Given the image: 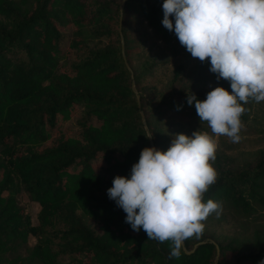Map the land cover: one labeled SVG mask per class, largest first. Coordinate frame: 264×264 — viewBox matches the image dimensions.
Here are the masks:
<instances>
[{"label": "trees", "instance_id": "16d2710c", "mask_svg": "<svg viewBox=\"0 0 264 264\" xmlns=\"http://www.w3.org/2000/svg\"><path fill=\"white\" fill-rule=\"evenodd\" d=\"M240 6L264 0H0V264H264V151L177 143L189 123L264 109V80L176 64L158 86L166 61L143 51L151 33L246 57L261 40ZM230 218L254 227L217 235Z\"/></svg>", "mask_w": 264, "mask_h": 264}, {"label": "rangeland", "instance_id": "374dc122", "mask_svg": "<svg viewBox=\"0 0 264 264\" xmlns=\"http://www.w3.org/2000/svg\"><path fill=\"white\" fill-rule=\"evenodd\" d=\"M240 18L247 24L255 26L251 37L261 40L259 44L253 42L244 43V48L250 46L246 57H242L240 51L231 50L225 46H213L207 50L204 57L201 55L184 54L173 52L167 44L159 41L151 33L145 41L143 51L146 55H154L166 64L161 67L154 77L158 86H165L172 76L176 64L185 67L186 76L197 75L202 69L207 75L221 71L228 66L239 69L240 77L249 78L254 84L264 80V9L249 6H240ZM65 45V44H64ZM205 59V64L202 60ZM77 118L72 119L66 126L77 129ZM237 130V131H234ZM194 131H201L211 152H218L229 156H235L240 161L251 160L259 151H264V109L254 107L246 122L236 123L231 118L213 119L209 117L202 123H189L186 129L177 135V143L188 141ZM19 200L26 202L29 207L34 223H37V215L40 210L39 204L29 201L25 192L18 195ZM250 224V225H249ZM234 223L228 219L214 227L217 235H233L236 233H250L254 227L253 223ZM34 239H30L33 246Z\"/></svg>", "mask_w": 264, "mask_h": 264}, {"label": "water", "instance_id": "95a60500", "mask_svg": "<svg viewBox=\"0 0 264 264\" xmlns=\"http://www.w3.org/2000/svg\"><path fill=\"white\" fill-rule=\"evenodd\" d=\"M125 60H126V59H125ZM146 130H147V132H149L147 126H146ZM149 138H150V142H151V145H152V147H153V150L155 151L156 149H155V147H154V144H153V141H152V137H151L150 134H149ZM159 159H160V158H159ZM160 161L162 162L161 159H160ZM172 186H173V178H172V180H171L170 188H169V192H168V194H167V197H166V200H165V202H164L163 208H162V210L160 211V213L158 214V216L156 217V221H157V219L159 218V216H161V215L164 213V211H165V208H166V206H167V203H168V201H169V198H170V195H171V192H172ZM155 229H156L157 231H159L158 226H157V223H155ZM198 245H199V244H197L196 246H198ZM196 246H195V247H196ZM217 250H218V253H219V248H218V246H217Z\"/></svg>", "mask_w": 264, "mask_h": 264}]
</instances>
